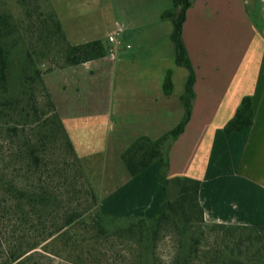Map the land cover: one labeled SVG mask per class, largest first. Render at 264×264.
I'll return each instance as SVG.
<instances>
[{"label": "trees", "instance_id": "16d2710c", "mask_svg": "<svg viewBox=\"0 0 264 264\" xmlns=\"http://www.w3.org/2000/svg\"><path fill=\"white\" fill-rule=\"evenodd\" d=\"M193 1L173 0L163 14L174 23L176 64L189 71L184 115L161 137H139L122 153L133 177L159 163L162 200L153 218L101 211L45 80L55 70L106 57L107 44H73L48 0H14L15 12L0 4V264H42L39 258L53 257L110 264L109 252L118 244L135 247L129 252L133 264H155L167 237L174 253L166 264H264V225L207 222L200 180L168 176L167 146L184 132L195 98V70L183 40ZM163 89L173 92L171 72ZM254 117L253 98L246 95L224 128L242 132Z\"/></svg>", "mask_w": 264, "mask_h": 264}, {"label": "rangeland", "instance_id": "374dc122", "mask_svg": "<svg viewBox=\"0 0 264 264\" xmlns=\"http://www.w3.org/2000/svg\"><path fill=\"white\" fill-rule=\"evenodd\" d=\"M48 1L60 16L64 26L69 23L74 27H84L88 30L97 28L96 30L102 32L105 37L120 27L122 30H133L136 38L126 51L127 55L123 57L122 54L119 55V48L116 58L108 52L102 59L87 66H79L76 75H64L60 70L45 75L50 91L51 86L55 87L53 90L56 92V86L63 84H66L67 90L70 91L74 99L73 106L69 108L70 114L74 116L72 119H76L77 116L76 120L84 119L80 122L82 127L76 126L73 129L79 130L75 135L86 137L85 163L96 183L97 193L109 194L124 187L134 178L122 155L118 154L119 149H122L123 153L131 145L128 143L133 137L132 134L139 131L142 133L139 137L145 133L165 134L180 122L183 114L180 97L184 93L189 71L176 64V47L172 40L174 23L163 17L164 12L172 8L173 0ZM210 1L218 13L209 23L214 27L217 25L210 39L224 41L221 46L225 52L223 63L230 64L236 76H250L257 68V62L264 60V0ZM0 4L12 12L17 10L14 0H0ZM108 36L107 43L111 46ZM169 72L172 73V95L169 101L165 98L155 100L151 111L136 109L139 107V102L135 101L137 97L122 95L120 92V89H125L128 93L131 90L148 88L147 93L150 92L151 97L155 99L157 85L162 79L165 80ZM118 92L120 94L117 95ZM108 96L111 99L110 104H107ZM121 97L125 98L123 102ZM106 98L104 105L102 99ZM167 104L170 105V109H166ZM103 106L105 117H102ZM125 107L132 110L123 111ZM105 118H108V122L104 121ZM140 124L148 127H140ZM108 140L109 155L108 153L105 155L103 149ZM133 249L134 246L118 244L109 252L112 260L110 264H133L134 261H131L133 256L129 254ZM173 253L171 238L161 240L156 250L157 257L153 259L154 263L166 264ZM34 260L37 262V255ZM39 260L42 264H67L59 257H53L52 261L46 258Z\"/></svg>", "mask_w": 264, "mask_h": 264}, {"label": "crops", "instance_id": "0c3cea01", "mask_svg": "<svg viewBox=\"0 0 264 264\" xmlns=\"http://www.w3.org/2000/svg\"><path fill=\"white\" fill-rule=\"evenodd\" d=\"M210 2V0H194L193 5L187 11L183 27V40L196 75L195 98L192 115L184 132L167 146L168 176H183L200 180V202L204 208L207 222L260 226L264 225V60L261 59L257 62V68L248 77L236 76L231 65L223 63L225 52L221 46L224 41L210 39L213 32L216 31L217 25L214 27L209 23L218 14ZM242 8L246 13L243 4ZM64 27L73 44L100 39L110 47V44L107 43V35L110 33L105 37L102 32L99 33L96 30L97 28L88 30L84 27H74L69 23ZM119 29L121 28L119 27ZM132 31L121 29L123 45L120 47L119 55L122 54V57L127 55L126 51L130 49L136 39ZM89 32L91 33L89 34ZM208 37L210 41H208ZM92 62L59 70L64 75H76V69L79 66H87ZM163 82L162 79L157 85V98L155 99L151 97L150 92L147 93L148 88L131 90L128 93L125 92V89H120V92L122 95L137 97L135 101L139 102V107L136 109L151 111L155 100L159 101V99L165 98L169 101L172 95L165 94ZM53 88L55 89L54 86H51L53 99L97 193L96 183L91 178L85 163L87 157L86 146H84L86 137L75 135L79 130L73 129L76 126L82 127L80 122L84 119L76 120L78 116L76 119H72L74 116L70 114L69 108L73 106L74 99L71 97L70 91L67 90L66 84L56 86V92ZM120 92L116 94L118 95ZM246 95L253 98L254 124L242 132L228 133L224 127L233 117ZM121 100L123 102L125 98L121 97ZM106 101L107 98L102 99L104 105ZM110 102L111 99L108 96L107 104ZM114 104L113 102L112 105L114 106ZM104 108L105 106L102 109V117H105ZM125 109L127 108L125 107L123 111ZM166 109H170L169 104ZM96 112L100 111L96 110ZM183 115L184 106L182 117ZM104 121L108 122V118H105ZM140 125V127H148L145 124ZM141 134V131L134 132L128 144L130 145ZM163 134L145 133L143 136L157 139ZM108 143H110L109 140L103 149L105 155L107 153L109 155ZM118 154L122 155V149L118 150ZM104 167L106 170V165ZM158 170L159 163L155 162L140 175L132 178L124 187L109 194L100 195L97 193L101 211L111 215H135L149 218L157 216L162 200L161 187L159 184L157 185Z\"/></svg>", "mask_w": 264, "mask_h": 264}, {"label": "built area", "instance_id": "2783aa9c", "mask_svg": "<svg viewBox=\"0 0 264 264\" xmlns=\"http://www.w3.org/2000/svg\"><path fill=\"white\" fill-rule=\"evenodd\" d=\"M108 41L111 43L108 52L111 53L113 58H116L118 49L123 45V41L121 39V29L118 28L116 31L109 34Z\"/></svg>", "mask_w": 264, "mask_h": 264}]
</instances>
